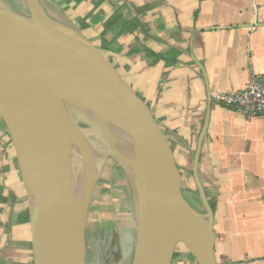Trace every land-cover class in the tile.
Instances as JSON below:
<instances>
[{
	"label": "crops",
	"instance_id": "obj_1",
	"mask_svg": "<svg viewBox=\"0 0 264 264\" xmlns=\"http://www.w3.org/2000/svg\"><path fill=\"white\" fill-rule=\"evenodd\" d=\"M41 2L102 49L162 138L181 190L195 199L193 166L210 109L198 170L214 211L216 262L264 264V115L212 99L264 73V0ZM176 251L179 263L195 260L182 244ZM0 264H34L27 191L1 116Z\"/></svg>",
	"mask_w": 264,
	"mask_h": 264
},
{
	"label": "water",
	"instance_id": "obj_2",
	"mask_svg": "<svg viewBox=\"0 0 264 264\" xmlns=\"http://www.w3.org/2000/svg\"><path fill=\"white\" fill-rule=\"evenodd\" d=\"M25 6L21 12L0 4V116L27 191L34 264H87L90 205L109 159L122 169L136 203L132 264H172L179 243L197 264H217L214 211L198 170L210 109L193 166L199 210L181 190L149 115L109 59L53 18L41 0ZM84 128L93 133L86 137ZM60 135L80 156L71 158L70 175Z\"/></svg>",
	"mask_w": 264,
	"mask_h": 264
},
{
	"label": "rangeland",
	"instance_id": "obj_3",
	"mask_svg": "<svg viewBox=\"0 0 264 264\" xmlns=\"http://www.w3.org/2000/svg\"><path fill=\"white\" fill-rule=\"evenodd\" d=\"M1 1L12 9L26 10L25 0ZM92 140L96 143V137ZM185 194L195 207L203 210L200 199L192 198L187 192ZM136 230V203L130 184L118 163L109 159L102 169L90 205L86 233L87 264H132ZM179 261L180 257H177L174 264ZM194 261L190 264H197Z\"/></svg>",
	"mask_w": 264,
	"mask_h": 264
},
{
	"label": "built area",
	"instance_id": "obj_4",
	"mask_svg": "<svg viewBox=\"0 0 264 264\" xmlns=\"http://www.w3.org/2000/svg\"><path fill=\"white\" fill-rule=\"evenodd\" d=\"M212 99L233 107L247 117L264 115V73L254 74L246 88L230 92H215Z\"/></svg>",
	"mask_w": 264,
	"mask_h": 264
},
{
	"label": "bare ground",
	"instance_id": "obj_5",
	"mask_svg": "<svg viewBox=\"0 0 264 264\" xmlns=\"http://www.w3.org/2000/svg\"><path fill=\"white\" fill-rule=\"evenodd\" d=\"M0 4H3L1 0H0ZM81 130H82L83 134H85L86 137H89V135L91 133H93V131L90 130V129H88V128H84V129H81ZM60 141H61L62 145L64 146V152H65V163H66L65 173L68 174V175H70V173H71V167H72L71 166L72 165L71 158L73 157L72 159H75L77 157L80 160V156L78 155L77 150L74 147H72V145L70 144V142L67 141L61 135H60ZM96 146H97V149H101L102 150V148H103V144L102 145H96ZM78 159H76V163L75 164L79 163L78 162L79 161ZM76 176H77V174H76Z\"/></svg>",
	"mask_w": 264,
	"mask_h": 264
},
{
	"label": "trees",
	"instance_id": "obj_6",
	"mask_svg": "<svg viewBox=\"0 0 264 264\" xmlns=\"http://www.w3.org/2000/svg\"><path fill=\"white\" fill-rule=\"evenodd\" d=\"M76 1H78V0H76ZM26 11V10H25ZM114 19V18H113ZM116 20H117V18H116ZM112 23H113V20H109V21H107L106 22V24H105V27L106 28H108V26H110V25H112ZM130 25V23L128 22V23H125V26H129ZM101 52H102V49H99ZM103 53V52H102ZM104 54V53H103ZM184 195H185V197L189 200V198L187 197V195L184 193ZM190 201V200H189ZM189 255H190V257L192 258V259H194L193 258V256L191 255V253H189ZM178 256V253H177V251H175V253H174V258H173V260L174 259H176V257Z\"/></svg>",
	"mask_w": 264,
	"mask_h": 264
}]
</instances>
